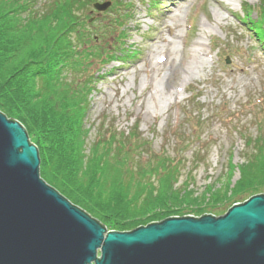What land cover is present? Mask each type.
Instances as JSON below:
<instances>
[{"label": "trees", "instance_id": "obj_1", "mask_svg": "<svg viewBox=\"0 0 264 264\" xmlns=\"http://www.w3.org/2000/svg\"><path fill=\"white\" fill-rule=\"evenodd\" d=\"M93 1L0 0V112L20 122L36 146L42 179L111 230L130 231L168 217L203 213V206L191 204L204 198L186 192L187 181L175 187L180 158L166 155L167 148L153 150L136 131L123 137L101 125L90 155L82 154L88 96L108 61L122 59L119 53L128 50L122 39L116 41L118 47H91L86 9ZM262 1L256 19L246 8L240 19L264 47ZM117 19V37H124L123 22ZM236 131L253 153L239 164L238 180L230 188L206 186L204 192L216 196L212 207L264 185V129L258 127L254 139ZM175 139V146L192 143L178 134ZM113 178H121V186Z\"/></svg>", "mask_w": 264, "mask_h": 264}, {"label": "rangeland", "instance_id": "obj_2", "mask_svg": "<svg viewBox=\"0 0 264 264\" xmlns=\"http://www.w3.org/2000/svg\"><path fill=\"white\" fill-rule=\"evenodd\" d=\"M108 1L110 5L104 11L92 7L95 0L89 9L87 6L91 47H118L116 41L122 39L128 50L119 53L122 59L108 61L88 96L84 119L88 133L82 154L90 155L91 142L101 125L102 129L111 126L123 137L136 131L155 151L167 148L166 155L181 160L175 187L179 189L187 181L186 192L204 198L191 204L203 206V213L182 216H220L249 195L264 194L263 185L236 201L212 207L216 196L204 192L207 185L230 188L238 180L239 164L253 153V146H247L236 129L252 139L258 127L264 129V47L240 19L245 8L250 10V18H257L263 1L96 0ZM117 18L123 22L124 37H117ZM197 41L202 66L187 76L177 69L167 83L169 96L154 105L153 97L159 99L154 96L158 72L151 70V64L161 66L164 58L175 56L180 68L190 60L192 45ZM128 52L131 57H125ZM162 81L166 84L164 78ZM134 124H138L137 130ZM177 134L192 143L175 146ZM111 181L121 186V178ZM130 193L127 196H132Z\"/></svg>", "mask_w": 264, "mask_h": 264}, {"label": "water", "instance_id": "obj_3", "mask_svg": "<svg viewBox=\"0 0 264 264\" xmlns=\"http://www.w3.org/2000/svg\"><path fill=\"white\" fill-rule=\"evenodd\" d=\"M39 164L22 124L0 112V264H264V194L220 216L107 231L48 185Z\"/></svg>", "mask_w": 264, "mask_h": 264}, {"label": "bare ground", "instance_id": "obj_4", "mask_svg": "<svg viewBox=\"0 0 264 264\" xmlns=\"http://www.w3.org/2000/svg\"><path fill=\"white\" fill-rule=\"evenodd\" d=\"M197 46L199 47V42H195L192 45V50H191V58L189 61H187L185 64L182 65V67L180 66V68H178V65L176 64V60H175V56L174 57H170L167 56L166 58H164L165 60H163L162 65H158V63H152L151 64V70H154V72H158L157 76V80H156V85L154 87L155 92H154V96L156 98H159L158 100H155L153 97V104L156 105L158 103L159 100L163 99L166 96H169L170 94V90L168 89V85L167 83L170 81V76L174 75L177 71V69H179L181 71V73L185 76L189 75L192 71L198 69L199 67L202 66V62L199 59L198 56V52H197ZM160 68V69H159ZM160 71H164V74L161 76ZM165 79V83H163L162 79Z\"/></svg>", "mask_w": 264, "mask_h": 264}]
</instances>
